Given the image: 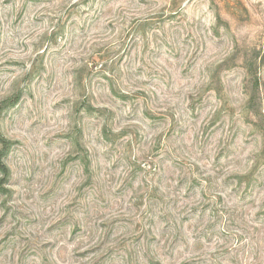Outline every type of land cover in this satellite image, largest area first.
Masks as SVG:
<instances>
[{
	"label": "rangeland",
	"instance_id": "rangeland-1",
	"mask_svg": "<svg viewBox=\"0 0 264 264\" xmlns=\"http://www.w3.org/2000/svg\"><path fill=\"white\" fill-rule=\"evenodd\" d=\"M230 7L0 0L4 249L19 236L24 262L120 264L163 243L176 264H250L264 243V122L250 115L264 103V50L251 49L239 109L218 72L202 82L239 59L219 43ZM188 141L196 151H178ZM109 181L99 203L77 204Z\"/></svg>",
	"mask_w": 264,
	"mask_h": 264
},
{
	"label": "clouds",
	"instance_id": "clouds-1",
	"mask_svg": "<svg viewBox=\"0 0 264 264\" xmlns=\"http://www.w3.org/2000/svg\"><path fill=\"white\" fill-rule=\"evenodd\" d=\"M228 3L231 5L229 11L232 12L234 19L223 11L221 12L222 19L228 21V24L219 28V43L224 45L226 53L232 52L233 48H235L238 51L239 59L235 67L226 64L221 69L210 68L204 74L202 82L208 83L209 75L213 72H218L219 77L225 79V92L227 93L225 99L239 97L235 105L239 109L240 104L246 99L243 96V87L245 83H248L246 79L249 75L247 65L251 60V49L253 46H257L264 50V0H228ZM203 8L204 13H207V3H205ZM245 8L247 11L244 10ZM212 22L214 23V21ZM213 39L215 40L216 38L213 37ZM262 54H264V51H262ZM256 64L259 68L260 79L264 81V65H260L259 61ZM228 72L233 73L231 81L226 79V73ZM229 87H234L235 91L229 92ZM261 95L264 97V89H262ZM237 115H239V111ZM250 115L253 121L264 122V103L259 106L256 114ZM178 151H182L185 154L194 153L196 151V143L194 141L180 143ZM130 155L133 160L136 159L138 152L135 145ZM75 163L79 165V161ZM105 180L107 181V177H105ZM110 188V181L104 187L96 184L85 186L81 189V198L77 201V204L83 209H87L92 203H99L104 199L108 195ZM10 239L13 240L12 245L9 246L10 250L4 249L3 244H0V264H33L31 259L24 262L19 257V251L24 247V244L19 243L20 237L15 236ZM187 246L192 248L194 244L189 240ZM128 251L132 254L131 259L125 255L120 264H147V258L150 257H158L164 260L165 264H176L178 259L163 243H160L158 248L153 246L149 249L147 246L142 245L140 248L129 249ZM248 259L250 264H264V243L250 246Z\"/></svg>",
	"mask_w": 264,
	"mask_h": 264
},
{
	"label": "trees",
	"instance_id": "trees-1",
	"mask_svg": "<svg viewBox=\"0 0 264 264\" xmlns=\"http://www.w3.org/2000/svg\"><path fill=\"white\" fill-rule=\"evenodd\" d=\"M3 152H0V171L5 174L8 175L9 174V168L8 166L3 162V156H2Z\"/></svg>",
	"mask_w": 264,
	"mask_h": 264
}]
</instances>
